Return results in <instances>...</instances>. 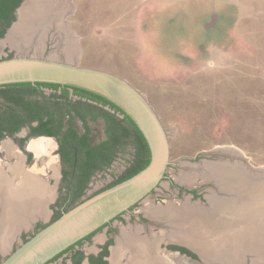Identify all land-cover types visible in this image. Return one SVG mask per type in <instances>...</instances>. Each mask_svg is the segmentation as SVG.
<instances>
[{
    "label": "rangeland",
    "instance_id": "374dc122",
    "mask_svg": "<svg viewBox=\"0 0 264 264\" xmlns=\"http://www.w3.org/2000/svg\"><path fill=\"white\" fill-rule=\"evenodd\" d=\"M64 1L66 9L60 18L61 26L62 30L73 37L79 65L104 70L127 81L145 96L162 126L168 131L170 162L164 177L132 209L144 211L145 215L151 216L149 210L152 205L164 203L168 204L167 207H172L169 205L171 200L179 201L183 196L188 198L185 196L188 193L176 194L175 187L169 185L170 181L196 189L200 197L193 201L202 206L206 201L207 204L224 205L230 195L221 191V183H214L202 176L203 171L199 167L205 162L264 170V0ZM24 4L26 3H22L16 11L17 28L14 27V30L12 27L0 39V58L19 52V42L26 40L31 21L21 24L18 14ZM32 17L29 14L27 19ZM45 25H37L35 41L44 39V50L49 51L54 42H63L64 39L61 38V31L50 27L52 24ZM45 27L47 32H44ZM66 38L71 39L68 36ZM44 92L50 94V90ZM88 124L91 140H101L103 121L89 120ZM74 126L81 130L78 121H74ZM34 143L41 144L40 141ZM132 148L129 143L124 145L110 167L93 176L89 189L76 202L102 188L113 174L119 173L130 158ZM46 154L50 156L43 158L39 164H46L49 168V163L55 161V153ZM36 160L32 159V168L36 166ZM9 161L3 152L0 153L1 167L4 168V164ZM57 162L59 163L58 158ZM58 163L56 167H59ZM38 169L43 171V168ZM185 174L191 179L190 183L182 181ZM52 175L54 176L53 171ZM58 176L57 184L48 175L44 176L51 186L43 178L41 180L46 184L47 190L54 186L57 198L62 201L65 186L60 175ZM20 184L10 187L15 192L14 197L19 190L20 194L24 191V188H19L23 187ZM224 198L226 199L223 201ZM51 199L52 197L43 202ZM44 203L39 212L45 211ZM48 204L49 209L54 211L53 200ZM182 204L186 208L190 206L191 210L197 208L188 201ZM24 215L22 212V216ZM167 218L163 224L149 217V222L145 223L147 229L165 232L169 238H173L171 233L177 232V227L171 222V217ZM19 220L22 223L23 219ZM48 220L49 217L44 218L39 227L46 225ZM249 222V229L246 230L251 233L254 226L253 222ZM112 223L119 232H125L139 222L127 218L126 222L113 220ZM210 225L204 223L202 226L212 227ZM37 229L31 226L21 231L9 250L0 254V262L12 249L24 242L22 236L28 239ZM105 229L106 227L99 232L102 233ZM220 238L223 245L219 247L226 252L222 237ZM87 244H82L85 251L88 247H94L92 243ZM142 251V257L144 254L154 256L152 250L143 248ZM244 252L243 260L236 264L254 263L257 252L252 248L245 249ZM263 253L261 251L259 255H264ZM200 255L206 263L203 260L190 262L228 264L223 259ZM63 257L60 256L56 262L62 264Z\"/></svg>",
    "mask_w": 264,
    "mask_h": 264
},
{
    "label": "water",
    "instance_id": "95a60500",
    "mask_svg": "<svg viewBox=\"0 0 264 264\" xmlns=\"http://www.w3.org/2000/svg\"><path fill=\"white\" fill-rule=\"evenodd\" d=\"M28 1L22 0L16 11L22 3ZM40 3L41 6L37 9L39 11L37 13L40 14L42 8L49 12L44 19L46 24L52 20L58 25V28L50 26L53 29L58 30L63 27L60 18L65 13L66 2L64 0H40ZM55 9H59V12L54 18L52 13ZM36 23H29L31 26L26 34L25 42H19V52L0 58V85L14 82H52L82 88L100 95L118 106L132 119L147 142L150 157L148 164L132 176L84 198L63 211L57 218L38 229L11 251L0 264H45L71 244L148 196L164 177L170 162L168 131L162 126L159 117L145 96L127 81L110 72L80 66L76 59L77 51L73 44V37L69 34L67 35L72 42L65 44L57 41L53 43L49 51L44 50V39H40L39 42L35 41ZM15 25L16 19L8 30L12 27L14 29ZM46 29L47 27L44 28V32H47ZM50 38L53 39L52 36ZM70 50L72 54L69 53ZM199 168L203 171L202 176L206 180L222 184L223 190L221 191L227 196L230 195L227 199L234 198V205L241 212L233 213L234 209L225 204L219 209L216 204L209 203L210 208L200 210L203 216H206L204 219L207 220L210 217L208 220L221 222L225 229L223 232H228V237H232L236 233L234 230L248 227L250 223L248 220L251 218L250 221L256 228L255 232L250 234L251 244L245 239V242L238 246L242 250L252 248L257 253L264 252V215H253V212L258 214H261V211L264 212V175H260L264 174V170L253 169L249 166L244 168L239 165L222 166L213 162H205ZM239 182L242 184L239 185ZM245 182L250 185L246 187ZM255 206L257 208H254ZM215 231H218L217 228ZM202 233H207V231L204 232L202 228ZM202 233L200 236L203 235ZM256 236L259 238L253 240ZM257 242L260 245L256 246Z\"/></svg>",
    "mask_w": 264,
    "mask_h": 264
},
{
    "label": "flooded vegetation",
    "instance_id": "af4514ba",
    "mask_svg": "<svg viewBox=\"0 0 264 264\" xmlns=\"http://www.w3.org/2000/svg\"><path fill=\"white\" fill-rule=\"evenodd\" d=\"M17 7H15L12 11V14L14 15L15 19H16ZM55 15L56 14H53L52 17H54ZM12 22L6 27L4 24H0V30L4 29V33L2 35H0V39L3 38L4 35H6V32H7L8 28L11 26ZM50 24H52V25H50ZM36 25H38V24H36ZM48 25L58 28L57 23H53L52 20L50 21V23ZM40 26H41V24H40ZM62 29H63L62 27H60L58 29V31H61L60 32L61 38L64 39L62 41L63 42L71 41V39L69 40L68 38H66L68 35ZM65 40H67V41H65ZM2 85H4V84H2ZM2 85H0V86H2ZM63 86H64V84H60L55 90L50 89L49 87H39V88L43 91L44 94H45V92H44L45 90H50V93L53 91H56L57 93H61ZM66 86H67L66 89L68 91L67 92L68 98H70L71 100H76V99L86 100L87 102L93 104V106H94V108H93L94 114H91V113L86 114V117H85L86 125H84L82 123V119H80V116L79 117L75 116V119L72 120L70 125L73 128H76L74 126V121L75 120L78 121L81 124V130H78L77 128L76 129L78 130V133H81V132L85 131L83 126L89 127V124H88L89 120H91V121L101 120V121H103V138L97 142H93L91 140L90 135H89V140L91 142V145H97L100 142L106 140L107 139V136L105 134L106 114L108 113L110 115H113L115 118L119 119V118H123L125 113L115 104L113 107L110 105V103H104L101 100L97 101L95 99L93 100V99H89V98L86 99V97H80L79 95L75 94L73 86H68V85H66ZM46 95H48V94H46ZM0 107H1L0 109H2V107H4V106L0 104ZM94 115L99 116V118L93 120L92 117ZM68 117L69 116L67 115L66 119H68ZM18 119H19V121H21V123L23 122L22 118H18ZM36 126H38V121L35 120V121H31L29 123H24L23 125H21L19 127V129H17L16 131H13L12 133H9V130L3 131L4 135L2 137H0V153L3 152L9 158L10 161L8 163L4 164V168L0 166V195L2 196V198L5 197L6 195L4 192L6 191V194H7V192H9V194H11L14 197V194H13L14 190H11L10 186L11 185L14 186L16 184V182H17V184L19 183V185H21L20 183L24 184V181L22 180V177L20 176V174H17L14 171L15 164H17V165L20 164L19 167L21 168V170H23L21 172H27L29 174L30 173L32 174L35 171L37 173V176L40 179L42 177L46 182H47V180L45 179L44 176L48 175L50 177V179L53 180V183L57 184V182L59 180L58 175H60L61 182L65 186L64 187L65 188V194H64L65 196H64L63 200L60 201L56 196L54 186H52V190H53L52 195L53 196H52V199L50 201L53 200L52 206H53L54 211L52 209H49L48 203L50 201H47L46 202V214L44 216H42V218L41 217L37 218L35 221V224L33 225V229H37V228L40 229L41 227H39V226H40V224L44 218L49 217V220H48V223H49L55 219L56 215H58L59 213L61 214L63 211L68 210L69 208L74 206L76 203H78L79 201L76 202V200L80 197L82 198V196L89 189L93 176L96 173H98V172L101 173L105 169L109 168L110 165L112 164V162L115 160V158L120 154V151H122L123 149H122V145L120 143H118L114 146V149H112L110 151V157H111L110 162L107 165L100 166L99 168L94 169L93 173L89 177V180L87 181L86 186L84 187V189L82 191V194H80L76 199V198H73L74 197L73 193H72L73 189L71 187H67V185L65 184V180L63 179V169H65V168L68 169V167H64L62 160H61V153L59 151L61 149L59 135L58 134L57 135L56 134L55 135H49L47 133L41 132L40 130L36 131V132H32L33 127H36ZM68 126L69 125L66 123L62 129L65 130L68 128ZM54 140L56 143L54 142ZM35 141H40V143L42 145L40 150L35 148V143H34ZM10 147L13 150L10 149ZM13 152H15V154ZM48 152H51L52 155L55 153V155H53V157L55 158L56 163H58L57 158L59 159L58 164H60V165H59V167H56V175L53 171L54 176L52 175V171H51L52 169L50 167H49L50 168L49 169L48 167H46V164H44V165L39 164L42 160H44L45 158H48L50 156V155L48 156V154H46ZM134 153H135V151L132 148L131 156H130V158L127 159V163L125 164L124 168L119 173L113 174L111 180L106 185H104L102 188L94 191L92 194L88 195L87 197L111 186L118 179H120L125 173H128L129 168L131 167V163H132L133 158H134V155H133ZM33 158L37 159L36 160L37 163L35 164L36 166L34 168H32V166H34V165H32V162H31ZM13 163H15V164L13 165ZM10 164H12V165H10ZM29 164H31V166ZM26 166H28V167H26ZM28 168H30V169H28ZM38 168H43V172L40 171V169H38ZM9 172H11V173H9ZM20 178H21V182H20ZM12 181H13V183H12ZM9 182L11 183V185ZM47 184L49 185L48 182H47ZM169 185L175 187L174 191L176 194H180V193L182 194V192H184L185 194L188 193L187 195H185V196H188V198L183 196L182 198H180L179 201L178 200L177 201L171 200L169 202V205H171L173 207V209H172V207H167L168 204H164V203H162L160 205L159 204H155L154 206L152 205L150 207L153 210L152 212H150L151 216L149 214L145 215L144 211H137V210L132 209V208H135L134 206H136L137 203H139V201H138V202L134 203L133 205H131L127 210L120 212L115 217L110 219L108 222L99 226L94 231L90 232L89 234H87L83 238L79 239L75 243L71 244L70 246H68L67 248H65L64 250H62L58 254H56L54 257H52L51 259L46 261L45 264H59V262H56V260L60 256H64L62 258V260L64 261L62 264H142V263H135L134 262L135 259H137V257H138V256H136V252H138V250H140V248L142 246H145V247L150 246L151 249L149 247V250L154 251V258H156V261H157V262L155 261V262L143 263V264H160V263L162 264V262H166L164 264H192L190 262V260H193V261L203 260L205 262V260L201 257L200 253L205 258L209 257V258L223 259V261H225L228 264L240 263V262L232 263V261H230L228 259V257H226V256H228V254L230 252H232V249H229L228 252L227 251L224 252V251H222L221 248L218 250V248H217L218 245L214 244L212 246L213 249H217L218 251H215L212 254V253H210L209 250H207L206 252L204 250V247L211 248V246L203 245L204 243L200 239L191 238L186 233L185 234L187 235L186 236L187 238H183L180 236L181 233L179 234V232H181V231H179V230H176L178 233V238H176L174 236H173V238H169L168 234H166L165 232H159V231H156V232L153 231L152 232L151 230L147 229L148 226L145 223L149 222V217L154 218L155 221H158V222L164 224V220L167 217L168 218L171 217V220H174L176 218L173 215L172 216L169 215L170 214L169 211L179 212V210L180 211L191 210L189 208L190 206L188 208L183 207L185 205H183L182 203L185 201H188V203H190L192 205H196L197 208H194L192 210L197 211V213H199V214L201 213L200 212L201 208H204V207H205V209L210 208L209 206H211V204H207V201L206 202L204 201L205 205H203V206L200 205V203L193 201L197 197H200L198 195V192L196 189H190V188H187L186 186H179L172 181L169 182ZM2 186H4V187H2ZM49 186H51V185H49ZM2 189H3V191L1 192ZM153 190H151V191H153ZM87 197H85V198H87ZM181 204H182V206H181ZM206 204H207V206H206ZM58 206H60V207L58 208ZM182 207L185 208V210ZM166 213H168V214H166ZM201 217H203V216H201ZM127 218L131 221L137 220V222L142 223V224L137 225V224H139V223H137L136 225H133L130 227V228H132V230H128L125 232H119L117 229H115V226L112 223L113 220H119V222H126ZM104 227H106V229L102 233H100L99 230L104 228ZM97 232H99V234L97 236H94V235H96ZM169 233H171V232H169ZM173 233H175V232H173ZM22 238L24 241L27 239V237H25V236H22ZM84 242H87L88 244L92 243L94 245V247H92V248L88 247L87 251H85L84 247H82V244ZM201 248H203V250H201ZM11 251H13V249ZM207 253H210V255H206ZM224 255H226V256L224 257ZM144 256H148V255L144 254L143 257ZM242 258H243V253H242ZM252 264H255V263H252Z\"/></svg>",
    "mask_w": 264,
    "mask_h": 264
},
{
    "label": "trees",
    "instance_id": "16d2710c",
    "mask_svg": "<svg viewBox=\"0 0 264 264\" xmlns=\"http://www.w3.org/2000/svg\"><path fill=\"white\" fill-rule=\"evenodd\" d=\"M21 1L0 0V24H4L6 27L15 20L12 11ZM3 33L4 29H1L0 35ZM59 85V83L37 81L34 84L32 82H14L0 86V104L5 105L0 109V137L4 135L3 131L5 130L12 133L24 123L35 120L38 121V126L33 127L32 132L40 130L49 135L58 134L61 160L64 167H68V169H63V179L67 187L73 189V198L76 199L82 194L94 169L110 162V151L118 143L122 145V149L129 143L135 153L128 173H125L115 183L132 176L148 164L150 152L147 142L136 124L126 114L123 118L118 119L107 113L105 127L107 139L97 145H91L90 128L83 126L85 131L78 133V130L73 128L70 123L75 119V116H80L82 123L86 125V114H94L93 104L86 100L68 98L66 85L62 87L61 93L53 91L48 95L39 88L49 87L55 90ZM73 89L75 94L80 97L101 100L114 107V104L100 95L78 87H73ZM67 115L68 119H66ZM18 118H22L23 122L21 123ZM97 118L99 116L92 117L93 120ZM66 123L69 126L63 130ZM59 215L60 213L55 218Z\"/></svg>",
    "mask_w": 264,
    "mask_h": 264
},
{
    "label": "bare ground",
    "instance_id": "6f19581e",
    "mask_svg": "<svg viewBox=\"0 0 264 264\" xmlns=\"http://www.w3.org/2000/svg\"><path fill=\"white\" fill-rule=\"evenodd\" d=\"M39 3L40 2L38 0H31L30 3L28 1L26 4H24V6L20 9V11L18 13L19 14V19L22 20L21 21V24L24 21H26V22L31 21V22H34V23H36V22L39 21L37 24H38V26H40V24H41V27L46 24V22H45L44 19H46V17L48 16L49 12H46V10L44 11V8H42V11H40V14L37 13V12H39L37 9L41 6V3L40 4ZM32 8H34V9L32 10ZM58 11H59V9H55V11H54V13H52V15L53 14H57ZM29 14H31V17L32 16L33 17L27 19V16H29ZM50 21H49V23H50ZM15 28H17V27H15ZM69 53L72 54V50H70ZM71 54H69V55H71ZM40 145L37 143L35 145V148L38 149V150H40V148H41ZM10 149H12V148L10 147ZM13 153L15 154V152H13ZM14 164L15 163H13V165ZM10 165H12V164H10ZM19 165L15 164L14 171L17 174H20V176L22 177V180L24 181V184H22L23 187H19V188H21L22 190L24 188V191H23V193L20 194V190H19V192L17 193V196H15L16 197L15 200H14L15 197H13L11 194H9V192H7V194H6V191L4 192L5 195H6V197H7L6 199H7V203H8L9 206H6V210L5 211H7V212L5 214V217L3 218L4 219L3 222L1 224V228H0V239L3 238V237L6 238L7 237V234L9 232H11L12 230H14L17 227V225H19V223H21V221L19 219H21V217H22V212L21 211H22V206L24 204H27V203H30L31 204L32 203V204L38 205L39 208H37L35 211L39 213V211L41 210L40 209V206H43V203H44L43 201L46 200V199H48V198H50V196L53 193L52 192V188L50 190H47V188L45 186L46 184L42 182V180L37 176V173L35 171L32 174L31 173L29 174L27 172H21L23 170H21V168L19 167ZM49 167L52 169V171H54V173L56 175V162L55 161H51L49 163ZM9 173H11V172H9ZM235 177L237 178V175H235ZM182 179H183L182 181L185 180L186 182H189V183L191 182V179L187 175L185 176V178L183 176ZM180 180H181V178H180ZM12 183H13V181H12ZM246 183L247 182H245V184H244L246 187L248 185H250L249 183L248 184H246ZM241 184L242 183L239 182V185H241ZM10 185H11V183H10ZM15 185H17V184H15ZM231 185H232V182H231ZM239 185H238V187H239ZM2 187H4V186H2ZM11 188H13V187H11ZM17 188H18V186H17ZM2 191H3V189L1 190V192ZM13 194H15V192ZM224 203H225L226 206L230 207L231 209H234L233 213L234 212H236L238 214L241 213V212H239V208L236 209V205H234V198H233V201H231V200L228 199ZM228 203H230V204H228ZM257 206H259V205H257ZM217 207H219V206H217ZM247 207H249V206H247ZM259 207H263V206H259ZM254 208H257V207L255 206ZM247 210H249V209L247 208ZM247 210H245L246 213H249V211H247ZM262 210H263V208H262ZM149 211L152 212L153 210L151 209ZM169 213H170L169 215H171V216L173 215L174 217H176L173 220L174 222L171 221V220L170 221L172 223L176 224L177 230L181 231V234L179 233L181 237L187 238L186 237L187 236L186 234H188V236L191 237V238L200 239L204 243L203 245H205V246L206 245L211 246V248L204 247L205 252L207 250H209L210 253L213 254L215 251H218L220 249L219 245H223V243L220 240L221 239L220 236H221L222 237V241L224 242L225 249H227L226 251L228 252L229 249H232V252H230L228 254V256H226L232 262H236V261L239 262L241 259L243 260L242 253L244 252V250H242L241 248H239L238 245L243 244L245 242V239L248 242L251 241L252 238H251L250 234H253L255 232V229H256L255 226H254V231L251 232V233H248V230H246V229H249V227H246V228L240 227V230L239 229L234 230V231H236L237 234L235 233L232 237H228V232H226V235H224L225 232H223V228H222L223 225L221 224V222L219 223L216 220H212V221L211 220H208V219L205 220L204 218H206V216H203L202 213L199 214V213H197V211H194V210H186V211H181V212L180 211L179 212L169 211ZM253 213H254V215H264V212L263 211H261V214H258L257 212L256 213L253 212ZM166 214H168V213H166ZM201 216H203V217H201ZM251 216H253V215H251ZM248 221H246V222H248ZM23 222H25V221H22V223ZM208 222L211 224L210 226H212V227L215 224L214 225V228H212V227H206V226H203L202 227V225L204 223H206L207 225H209ZM26 225H27V223H26ZM202 228H203V231L204 232L207 231V233H204V235H201L200 236V233H202ZM215 228H217L218 231H215ZM220 229H222V230H220ZM218 233H222V234H218ZM172 236L178 238V233L177 232L172 233ZM258 238L259 237L256 236V237L253 238V240H257ZM227 241H228L229 244H227ZM2 243L5 244V240L4 239H3ZM249 243L251 244V242H249ZM214 244L218 245V247H217L218 250L217 249H213L212 246ZM247 245H249V244H247ZM256 245H260V243L257 242ZM201 250H203V248H201ZM210 253H207L206 255H210ZM257 255H259V252L257 253ZM263 256L264 255H261L260 254V256L258 258L256 257L258 260L255 261V264H264V257Z\"/></svg>",
    "mask_w": 264,
    "mask_h": 264
},
{
    "label": "crops",
    "instance_id": "0c3cea01",
    "mask_svg": "<svg viewBox=\"0 0 264 264\" xmlns=\"http://www.w3.org/2000/svg\"><path fill=\"white\" fill-rule=\"evenodd\" d=\"M8 31L9 30H7V32ZM28 169H30V168H28ZM5 197L2 198V196L0 195V228H1V224H2V222L4 220L3 218L5 217V214L7 212V211H5L6 210V206H9L8 203H7V199H6L7 197L6 198ZM51 197H52V195L50 196V198ZM50 198H48L46 200H49ZM217 206H219V205H217ZM219 207H221V206H219ZM37 208H39L38 205L32 204V203L31 204L27 203V204H24L22 206V210H23L22 212H24L25 215L22 216L21 219H23V221H25V222H23L21 224L19 223V225H17V227L14 230H12L11 232H9L7 234L6 238L3 237V238L0 239V254H2L4 252H6L7 250H9V247L13 243V240L15 238L19 237V234H20L21 231L26 230V229L30 228L31 226H33L35 224V221H36L37 218H39V217L42 218V216H44L46 214V202L44 203V208H45L44 212H42V213L41 212H39V213L35 212V210ZM219 209H221V208H219ZM26 223H27V225H26ZM130 230H132V228H130ZM3 239L5 240V244L2 243ZM142 247L145 248V250L149 251V247L148 246H147L148 248L145 247V246H142ZM142 247L140 248V250H138V252H136V256H138V257H137V259H135L134 262L135 263H142V264L143 263L155 262L156 259H154V256L152 257V255L142 257V253H143V251H142L143 248ZM244 254L245 253L243 252V256H244ZM259 256L260 255H257L256 257L258 258ZM257 258L253 260L254 263H255V261L258 260ZM164 263L165 262H162V264H164Z\"/></svg>",
    "mask_w": 264,
    "mask_h": 264
}]
</instances>
